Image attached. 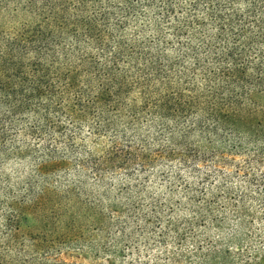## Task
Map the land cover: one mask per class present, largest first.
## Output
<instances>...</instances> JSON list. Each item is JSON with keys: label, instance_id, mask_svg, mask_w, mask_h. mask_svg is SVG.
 Segmentation results:
<instances>
[{"label": "trees", "instance_id": "obj_1", "mask_svg": "<svg viewBox=\"0 0 264 264\" xmlns=\"http://www.w3.org/2000/svg\"><path fill=\"white\" fill-rule=\"evenodd\" d=\"M226 143L264 144V0H0V264L33 215L109 227L108 173Z\"/></svg>", "mask_w": 264, "mask_h": 264}, {"label": "rangeland", "instance_id": "obj_2", "mask_svg": "<svg viewBox=\"0 0 264 264\" xmlns=\"http://www.w3.org/2000/svg\"><path fill=\"white\" fill-rule=\"evenodd\" d=\"M233 140L229 134L222 137ZM202 149L205 160L196 153V159L183 167L177 161H156L108 173L99 189H111L110 201L100 207L102 222L109 227H95L90 211L77 214L78 227L43 226L39 217L31 216L18 230L21 242L28 245L27 261L264 264V144H213ZM91 183L89 178L86 189L96 195ZM134 185L140 188L129 193L130 198L117 194L119 187ZM90 198L94 202L95 196L80 195V201ZM194 207L204 208L206 219L186 221Z\"/></svg>", "mask_w": 264, "mask_h": 264}]
</instances>
